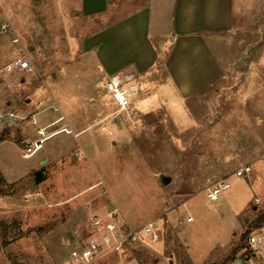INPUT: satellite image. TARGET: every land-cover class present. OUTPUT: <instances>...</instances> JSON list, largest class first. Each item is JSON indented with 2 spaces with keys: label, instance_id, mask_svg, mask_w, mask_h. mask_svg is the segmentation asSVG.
<instances>
[{
  "label": "rangeland",
  "instance_id": "obj_1",
  "mask_svg": "<svg viewBox=\"0 0 264 264\" xmlns=\"http://www.w3.org/2000/svg\"><path fill=\"white\" fill-rule=\"evenodd\" d=\"M105 1L0 0V264H77L91 214L113 207L137 232L153 223L158 240L104 246L92 264H234L264 214V1L232 0L217 19L207 0ZM194 20L204 29L180 35ZM23 55L34 72L5 71ZM242 58L262 67L251 96L232 93L236 71L214 78ZM119 72L139 87L122 111L106 90ZM39 111L64 126L27 153ZM244 164L248 178L236 175ZM221 180L231 187L211 202Z\"/></svg>",
  "mask_w": 264,
  "mask_h": 264
},
{
  "label": "built area",
  "instance_id": "obj_2",
  "mask_svg": "<svg viewBox=\"0 0 264 264\" xmlns=\"http://www.w3.org/2000/svg\"><path fill=\"white\" fill-rule=\"evenodd\" d=\"M35 67L29 56L23 55L9 62L5 71L8 73L24 72L29 75ZM106 90L119 110H127L132 105L128 92L124 89L121 80L117 77L106 82ZM32 124L36 125L35 114ZM43 139L33 141L25 146L27 153L42 148ZM264 160V155L262 156ZM252 174V167L246 164L236 170V175L248 178ZM231 187L228 181H218L206 189V196L211 202L220 200L221 194ZM91 221L95 229V236L90 237L85 243L74 247L70 257L77 264H92L103 253V247L114 251H122L124 247L133 242H142L143 232L152 236L153 241L158 240L153 223H147L142 231L133 230L118 207H113L102 213H92ZM248 256V258H246ZM234 264H264V224L253 227L247 234L245 244L240 254L232 258Z\"/></svg>",
  "mask_w": 264,
  "mask_h": 264
},
{
  "label": "crops",
  "instance_id": "obj_3",
  "mask_svg": "<svg viewBox=\"0 0 264 264\" xmlns=\"http://www.w3.org/2000/svg\"><path fill=\"white\" fill-rule=\"evenodd\" d=\"M192 1H194L196 4L195 5H197V4H201L202 3V1L203 0H192ZM208 1V3L210 2V1H212V2H217V4L216 3H212V5L209 3L208 4V10H207V12L208 13H212V14H209V16H211V17H213V19H217L218 17H219V15L215 12V8H216V10H217V8H219L220 6H222V8L224 9V6L223 5H226V7H225V13H226V15L224 16V18L226 17V16H230V3L229 2H231L232 0H207ZM260 1H264V0H260ZM107 4H109V2H108V0H106L105 1ZM114 2H115V0H111L110 1V3L113 5L114 4ZM221 2V3H220ZM219 4V5H218ZM107 8H108V6H106L105 5V7H104V9H101V10H94V11H87L86 10V12L88 13V14H96V13H100L101 11H104V10H107ZM169 14H171V12L169 13ZM252 15H254V17H255V19L258 21L259 19H260V16L258 15V14H256L255 12H253L252 13ZM175 16H176V14H175ZM263 18H264V16H263ZM184 19V18H183ZM186 19V18H185ZM123 20L124 19H122L121 21L123 22ZM224 21H226L225 19H224ZM116 22V21H115ZM114 23V22H113ZM223 24H230V18H229V20H227L226 22H222ZM262 24V23H261ZM198 24H196L195 23V20L193 21V22H190V24L189 23H187L186 21H185V23H184V27L182 26L181 27V29H180V31H179V34L180 35H183V34H187V33H191V34H198V32L199 31H201V30H203L204 28L203 27H200V28H203V29H199V27L197 26ZM205 26H207V25H205ZM209 26V25H208ZM263 29H264V19H263ZM176 33V32H175ZM260 43V42H259ZM264 44V43H263ZM238 44H236V46H237ZM255 44H254V42H245L244 44H242V46L240 47V45H238L237 46V48L239 47V48H254L255 46H254ZM254 61V62H253ZM220 64V63H219ZM248 64V68H247V71L245 72V73H242V69H244V67L246 68V66L245 65H247ZM255 64V59H253V58H242V59H238V60H235L234 61V63H232V67L233 68H231V69H227L226 70V68H224L223 67V69H221L220 71H218L217 73H216V77H214L215 78V80L218 82V83H222V82H225L226 81V79H225V74L227 73L228 75H229V77H228V79L230 78V74H231V72L233 73L232 75H235L236 73H235V71L239 74V80H240V82L238 83V84H236L234 87H233V89H232V93H234L235 95H239L240 93H245V94H247V96H251V94L252 93H255V90H254V88H253V85H252V82L253 81H255V80H258L259 79V76L261 75V73L259 72V71H261L262 70V67H259V69H258V67L257 66H255L254 65ZM220 66V65H219ZM222 68V67H221ZM237 74V75H238ZM113 77H117V78H119L120 80H121V82H122V84L125 82V81H128V78L127 77H124L123 75H121V73L119 72V73H111V76H110V78H113ZM109 78V79H110ZM109 79H107V80H109ZM213 81H214V79H213ZM238 85V86H237ZM129 86V87H128ZM127 86V84H126V86H123L124 87V89H126L127 90V92H130L131 91V89H133L134 91L135 90H137V88H139V87H135L134 85H128ZM238 88H237V87ZM143 90V87H142V85H141V87H140V93H141V91ZM222 91H223V88L220 90V89H217L216 90V94L217 95H219V94H221L222 93ZM35 114V119H36V125H38V127H37V129H36V133L37 134H39V135H41V136H39V137H36V139L35 140H38V139H45V141H46V139H49L50 137H53L54 135H56L58 132H60L61 130H62V128H63V126H59V124L58 123H60L62 120H63V118H64V116L63 115H61V116H58V117H56L55 116V119H54V121L53 122H51L50 124H45V123H42V118H41V120H40V118L38 119L37 118V115L38 114H42V112L41 111H39V112H37V113H34ZM33 114V115H34ZM32 115V116H33ZM33 125V124H32ZM36 125H34V126H36ZM52 125H57V127L55 128V129H50L51 128V126ZM28 140H30V139H28ZM28 140H26V142L28 141ZM45 141H44V143H45ZM25 142V143H26ZM2 143V142H1ZM44 143H43V146H44ZM43 146H42V148H43ZM244 165H246V164H244ZM243 165V166H244ZM240 167H242V166H240ZM240 167H238V168H240ZM0 171H2L3 173H4V171L0 168ZM4 176H6V174L4 173Z\"/></svg>",
  "mask_w": 264,
  "mask_h": 264
},
{
  "label": "trees",
  "instance_id": "obj_4",
  "mask_svg": "<svg viewBox=\"0 0 264 264\" xmlns=\"http://www.w3.org/2000/svg\"><path fill=\"white\" fill-rule=\"evenodd\" d=\"M36 180L37 182H41L43 180V176L40 174V172L36 173ZM0 182H1V177H0ZM0 193H1V189H0ZM257 224H263L264 223V214L260 215L256 221ZM249 233V231L247 232V234Z\"/></svg>",
  "mask_w": 264,
  "mask_h": 264
},
{
  "label": "water",
  "instance_id": "obj_5",
  "mask_svg": "<svg viewBox=\"0 0 264 264\" xmlns=\"http://www.w3.org/2000/svg\"><path fill=\"white\" fill-rule=\"evenodd\" d=\"M27 101H29V100H27ZM160 180H161L162 184L167 185L168 183H170L171 177L170 176H166V175H162L160 177ZM246 258H248V256H246Z\"/></svg>",
  "mask_w": 264,
  "mask_h": 264
}]
</instances>
